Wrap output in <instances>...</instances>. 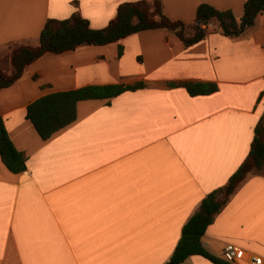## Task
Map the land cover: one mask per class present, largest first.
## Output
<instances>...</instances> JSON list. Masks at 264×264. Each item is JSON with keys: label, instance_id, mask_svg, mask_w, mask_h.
<instances>
[{"label": "crops", "instance_id": "1", "mask_svg": "<svg viewBox=\"0 0 264 264\" xmlns=\"http://www.w3.org/2000/svg\"><path fill=\"white\" fill-rule=\"evenodd\" d=\"M136 0H0V45H36L48 18L77 11L102 28L119 3ZM151 1V0H147ZM244 0H161L170 20L190 24L198 4L229 9ZM211 23L186 45L153 28L102 45L45 52L0 88V116L26 168L0 160V264H162L202 197L246 156L264 112V12L236 37ZM144 86L80 100L75 119L41 139L25 117L38 97L85 85ZM216 84L189 95L169 82ZM221 258L225 243L264 259V174L237 186L201 237ZM182 264H213L199 255ZM232 264H249L239 258Z\"/></svg>", "mask_w": 264, "mask_h": 264}, {"label": "trees", "instance_id": "2", "mask_svg": "<svg viewBox=\"0 0 264 264\" xmlns=\"http://www.w3.org/2000/svg\"><path fill=\"white\" fill-rule=\"evenodd\" d=\"M261 12H264V0H244L242 13L238 19L229 9L220 10L207 3H200L195 10L194 21L185 24L166 17L161 0L150 2L136 0L119 3L114 16L102 28L90 27L88 20L77 11L63 19L48 18L39 32L36 45L22 43L8 45L6 55L0 57V88L10 85L19 78L24 66L45 52L59 53L82 44L102 45L141 30L160 27L174 31L184 44L189 45L202 40L213 21L222 35L236 37L241 35ZM168 85L182 86L189 95L209 94L217 88L215 83L200 81L169 82ZM143 86L142 81H137L131 84L85 85L51 92L31 101L26 106L25 117L38 136L45 140L75 119L78 101L108 100L123 91ZM0 160L12 173H20L26 168V156L14 147L1 116ZM262 174H264V112L253 127L246 156L225 183L202 197L196 209L183 223L169 258L162 264H182L191 255L202 256L213 264H232L208 252L201 242V237L240 182L248 175Z\"/></svg>", "mask_w": 264, "mask_h": 264}, {"label": "built area", "instance_id": "3", "mask_svg": "<svg viewBox=\"0 0 264 264\" xmlns=\"http://www.w3.org/2000/svg\"><path fill=\"white\" fill-rule=\"evenodd\" d=\"M221 258L231 263L239 258L246 260L249 264H264V259L256 255H243L241 250L232 243H225L220 252Z\"/></svg>", "mask_w": 264, "mask_h": 264}, {"label": "rangeland", "instance_id": "4", "mask_svg": "<svg viewBox=\"0 0 264 264\" xmlns=\"http://www.w3.org/2000/svg\"><path fill=\"white\" fill-rule=\"evenodd\" d=\"M209 27H211V24ZM7 51H8V45H0V57L6 55Z\"/></svg>", "mask_w": 264, "mask_h": 264}]
</instances>
